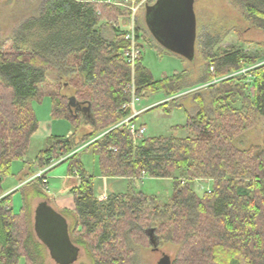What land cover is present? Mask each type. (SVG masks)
<instances>
[{
	"label": "trees",
	"instance_id": "16d2710c",
	"mask_svg": "<svg viewBox=\"0 0 264 264\" xmlns=\"http://www.w3.org/2000/svg\"><path fill=\"white\" fill-rule=\"evenodd\" d=\"M231 2L251 27L264 31V0ZM130 18L125 8L91 0H43L38 16L2 45L0 197L12 162L24 159L38 129L32 102L48 96L52 117L68 121L74 132L49 136L33 162L22 161L26 172L19 182L34 176L32 168L44 169L68 156L62 163L68 164V177L79 182L69 190L73 210L63 213L73 218L71 242L85 248L93 264H132L133 244L149 240L152 229L157 241L160 237L178 246L171 264H264V150L234 143L258 117L264 118V55L236 50L211 56L204 76L188 87L181 85L183 72L154 81L140 61L133 72L123 61L129 47L123 33L111 27L113 38L103 35V25ZM139 32L135 25L137 38ZM259 48L264 51V44ZM48 73L56 79L49 82ZM214 79L220 81L209 87L211 114L196 94L198 111L176 128L187 130V137L144 138L134 146L124 129H113L127 115L120 110L130 100L126 87L132 80L138 95L174 97ZM70 97L80 108L69 106ZM85 125L91 128L87 134L81 131ZM100 135L83 151L97 155L102 177L169 179V201L159 206L155 197L141 192L98 199L75 151ZM196 179L212 181L210 192L195 194L189 183ZM45 187L32 179L20 193L23 200L25 192L47 200ZM10 206L11 195L0 199V264H39L46 247L27 224L24 209L15 216Z\"/></svg>",
	"mask_w": 264,
	"mask_h": 264
},
{
	"label": "rangeland",
	"instance_id": "374dc122",
	"mask_svg": "<svg viewBox=\"0 0 264 264\" xmlns=\"http://www.w3.org/2000/svg\"><path fill=\"white\" fill-rule=\"evenodd\" d=\"M42 1L43 0H0V48L6 41L17 34L29 19L38 16ZM156 2L157 0H148L145 5L129 2V7L133 9V12L129 10L131 12L130 19L127 21L125 20L126 22L121 20L117 24L111 23L110 25L105 24L102 26L103 35L108 40L113 38L111 27L114 29L116 28L119 31L118 34L124 33L131 23L140 29L138 34V41L142 45L140 62L150 73L154 81L172 77L175 74L183 72L186 73V77L181 85L183 84L188 87L198 84L202 76H204L207 67L212 64L211 60L220 56L224 51L242 50L246 54L264 55V51L259 48L260 44H264V31L251 27V23L245 18L241 9L232 3L231 0H195L193 5L195 29L193 58L186 59L178 54L169 52L150 34L147 27V4L154 5ZM112 6L123 8L117 5ZM146 39L148 42H146ZM211 56L213 57L212 59L210 58ZM246 70L247 68H244L241 73H246ZM210 72L213 73V69L210 68ZM46 77L49 82L56 79L55 76L49 73ZM219 81L220 79H214L210 84L213 85ZM209 87V84L197 85L190 90L184 91V95L178 94L174 97H168L162 92L142 93L137 110L151 106L155 102H158V104L153 105L152 108L164 103L166 104L163 107L155 109L149 107V110L145 109L136 119V123L143 125L146 129L144 138L187 137V130H176V128H182L187 122L188 115L193 116L198 111V105L194 100L196 94H200L204 101L205 109L211 114L210 101L212 95ZM32 108L35 112L39 129H37L38 131L35 135H32L24 159L12 162L11 177L6 178L2 183V193L3 196L11 195V206L9 209L13 215L19 216L20 212H22V208L24 209L25 220L31 230L33 228L35 208L39 203L46 201L54 211L66 218L69 228L68 231H70L73 218L64 215L63 210H73V200L67 195L69 193L68 188L71 189L75 187L77 180L67 179L68 164L66 162L62 163L64 157L59 156L54 160V162L49 165L50 169L46 173V177L49 181L45 189L46 197L49 199L46 200L35 196L30 197L25 192L26 198L23 200L20 193L21 190L25 188V185L34 178L33 176L25 182H19L22 175L26 172L22 170V161H27L28 163L34 161L40 151L45 148L46 139L49 137H46L45 132L41 130V125L46 126L49 120L51 124H53H50V126H52V129L50 128L52 136L66 137L67 131H70V135L74 132V129L68 121L54 119L52 117L50 99L48 96H43L40 101L32 102ZM40 121L41 123H39ZM88 122L89 119L86 120V123ZM84 127L81 130L83 134H87L91 131L89 126L85 125ZM40 130L41 133L39 132ZM100 137L101 135L75 151L76 153L79 152L80 162L85 172L93 179L94 194L98 199L103 200L109 194L113 193L126 194L129 192H141L146 196L155 197L159 206H163L169 201L173 196L172 181L169 179L144 177L141 178V180L132 181L121 178H109L103 181L98 166L97 155L92 150L83 151L90 142ZM234 143L235 146L240 149H247L250 146L256 145L264 150V118L258 117L254 126L246 130ZM39 170L40 169L37 167H34L31 171L35 175ZM181 181L183 182V180ZM189 186L195 194L202 197L207 190H211L212 181L196 179L191 181ZM25 191L27 190L25 189ZM57 197H63V199L65 197V199H67L61 202V205H55L53 202L55 203L54 199ZM76 232H81V228L78 227ZM151 235L152 239L157 242L155 246L156 249L153 250L147 238L142 243L133 244L132 264H156L162 254L168 255L171 261L176 257L178 252V246L176 244L160 240V237L157 241L153 234ZM161 237L163 238L165 235L162 234ZM78 247L80 249L79 256L74 264H93L85 248ZM20 264H24V262L21 261ZM39 264L57 263L50 258L47 249H44L43 257L39 261Z\"/></svg>",
	"mask_w": 264,
	"mask_h": 264
},
{
	"label": "water",
	"instance_id": "95a60500",
	"mask_svg": "<svg viewBox=\"0 0 264 264\" xmlns=\"http://www.w3.org/2000/svg\"><path fill=\"white\" fill-rule=\"evenodd\" d=\"M195 0H157L146 8V22L150 34L169 52L186 59L194 55V5ZM71 108H80L74 97L68 99ZM34 231L46 247L49 256L57 264H74L79 256V247L69 237L65 217L54 211L46 202L34 210ZM148 234L150 245L155 250L156 242ZM156 264H171L168 255L162 254Z\"/></svg>",
	"mask_w": 264,
	"mask_h": 264
},
{
	"label": "built area",
	"instance_id": "2783aa9c",
	"mask_svg": "<svg viewBox=\"0 0 264 264\" xmlns=\"http://www.w3.org/2000/svg\"><path fill=\"white\" fill-rule=\"evenodd\" d=\"M96 3H106L111 5H117L121 6L123 8H126L130 11L133 9L129 7L128 3H137L138 5L141 3L145 5L148 0H93ZM133 12V11H132ZM133 18V15H132ZM133 20V19H131ZM124 39L129 42V47L126 48L122 52L123 61L130 67V69L134 70V67L137 62L140 61L141 55H142V46L140 42L138 41L137 34L135 33V26L133 23L129 25V27L126 28V31L123 33ZM211 85V84H209ZM126 90L129 92L130 100L129 102L125 103L122 107L120 112L126 113L127 115L118 122L113 129H124L129 136L132 139V144L136 146L142 139L145 137L146 129L143 125H139L136 123V119L145 111V110H137V106L141 100V94H136V90L134 87L133 80L131 83L126 87ZM181 95H184L182 93ZM94 142V141H92ZM90 142L89 144H91ZM68 156L64 157V160ZM51 167V166H50ZM49 166H47L44 169H40L35 175L33 179H40L42 181V184H44L47 187V177L46 173L49 170ZM74 175L75 172H74ZM45 187V188H46ZM207 192H210V190H207ZM4 197V196H2ZM0 197V199L2 198Z\"/></svg>",
	"mask_w": 264,
	"mask_h": 264
},
{
	"label": "crops",
	"instance_id": "0c3cea01",
	"mask_svg": "<svg viewBox=\"0 0 264 264\" xmlns=\"http://www.w3.org/2000/svg\"><path fill=\"white\" fill-rule=\"evenodd\" d=\"M126 22V21H125ZM142 46V45H141ZM143 66V65H142ZM167 99V98H166ZM155 104H158V102H155L154 104H152L151 106H147V107H145V108H143V109H140V110H145V109H147V110H149L148 108L149 107H151L152 108V106L153 105H155ZM146 110V111H147ZM194 112H196V111H194ZM45 122H47V121H45ZM39 123H41V121L39 122ZM50 124H51V122L48 120V122H47V125L46 126H44V125H41V130H43L44 132H45V135H46V137L47 136H51V132L52 131H50V128L52 129V126H50ZM51 125H53V124H51ZM139 125H141V124H139ZM38 129H39V127H38ZM41 130L39 131L40 133H41ZM38 131V130H37ZM36 131V132H37ZM36 132L33 134V135H35L36 134ZM68 136H70V131H67L66 132V137H68ZM27 162V161H26ZM31 162H33V161H31ZM55 167V166H54ZM53 168V167H52ZM51 168V169H52ZM49 171V170H48ZM47 171V172H48ZM102 178V180L103 181H105V180H108L109 178H105V177H101ZM67 179L68 180H72V179H76L77 180V183H76V185H78V182H79V180L77 179V178H75V177H68L67 176ZM115 179V178H114ZM117 179V178H116ZM119 179V178H118ZM47 181H49L48 179H47ZM11 184V183H10ZM3 189V188H2ZM68 190H70V188H68ZM69 192V191H68ZM68 197H70V198H72V196L70 195V193H68V195H67ZM67 199V198H66ZM65 199V197H64V199H63V197H57V198H55L54 200H55V203L53 202V204H55V205H57V204H59V205H61V202H63L64 200H66ZM53 200V201H54Z\"/></svg>",
	"mask_w": 264,
	"mask_h": 264
}]
</instances>
